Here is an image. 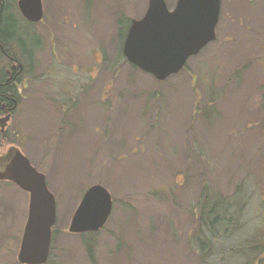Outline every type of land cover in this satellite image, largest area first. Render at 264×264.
Returning a JSON list of instances; mask_svg holds the SVG:
<instances>
[{"label": "rangeland", "instance_id": "1", "mask_svg": "<svg viewBox=\"0 0 264 264\" xmlns=\"http://www.w3.org/2000/svg\"><path fill=\"white\" fill-rule=\"evenodd\" d=\"M43 5L30 23L4 5L15 25L9 52L26 80L0 157L18 148L55 195L46 264H246L253 246L264 264V0H221L217 40L164 81L122 52L148 0ZM23 46H38L33 63ZM94 184L110 191L111 216L97 232L70 233ZM206 186L226 199L239 186L246 198L239 229L216 233L212 249L198 243L193 209ZM28 204V192L0 180V264H22Z\"/></svg>", "mask_w": 264, "mask_h": 264}, {"label": "water", "instance_id": "2", "mask_svg": "<svg viewBox=\"0 0 264 264\" xmlns=\"http://www.w3.org/2000/svg\"><path fill=\"white\" fill-rule=\"evenodd\" d=\"M221 0H178L170 10L166 0H148L141 19H134L123 44L124 57L140 70L164 81L179 73L188 59L216 39ZM22 15L32 21L43 17L41 0H20ZM10 116L0 119L3 130ZM0 180L14 182L29 193L28 215L17 259L22 264H46L50 257L57 202L46 176L20 150H13ZM113 199L103 185L90 186L69 226L74 234L97 232L111 216Z\"/></svg>", "mask_w": 264, "mask_h": 264}, {"label": "trees", "instance_id": "3", "mask_svg": "<svg viewBox=\"0 0 264 264\" xmlns=\"http://www.w3.org/2000/svg\"><path fill=\"white\" fill-rule=\"evenodd\" d=\"M14 28L15 25L13 19L10 16H7L5 12H1L0 43L5 44L6 47L8 45V41H11L15 36ZM234 194L235 196H233ZM234 194L232 195L233 197L226 199L222 197L220 192L213 190L209 186H206L200 194L198 202L194 204L193 209H199L201 212L200 233L199 235H196V238L198 239V243L202 249H205L206 244L211 249L216 246L213 245L212 242L215 241V237L218 236L216 233L218 234L219 231L225 232L228 230L229 233V231L232 229H239L238 212L243 210V207L246 203L245 189L242 191V189L238 186ZM233 205L234 209H232L231 212L227 211L226 213V211H224V209L226 210L232 208ZM203 224L205 225L204 229ZM209 235H212V237H209ZM255 250V246L248 250L250 253L247 260H245L246 264H257L259 253H255ZM242 251L244 252V249ZM251 253H253V255Z\"/></svg>", "mask_w": 264, "mask_h": 264}, {"label": "flooded vegetation", "instance_id": "4", "mask_svg": "<svg viewBox=\"0 0 264 264\" xmlns=\"http://www.w3.org/2000/svg\"><path fill=\"white\" fill-rule=\"evenodd\" d=\"M19 1L20 0H0V3H1L0 12H2V13L5 12V9L7 10V7H9V6H5V8H4L5 4L6 5L9 4V5H13V6L15 5L18 12L20 13V16L24 17L21 14L20 9H19ZM177 1L175 2V5L173 8H175ZM3 2H5V3L3 4ZM41 3H42L43 17H44L43 0H41ZM168 8L170 10L173 9V8H170L169 6H168ZM10 17L13 19V15H10ZM43 17H42V19H43ZM133 20L134 19L131 20V24H132ZM25 21L29 22L28 20H25ZM131 24H130V26H131ZM218 25H219V23H218ZM218 25H217V27H218ZM130 26H129V28H130ZM129 28H128V30H129ZM216 31H217V29H216ZM127 33H128V31H127ZM127 33H126V35H127ZM125 38H126V36H125ZM124 41H125V39H124ZM18 46H20V45L18 44ZM10 47H11V44L9 41H8L7 47L5 46V44L0 43V65L3 62L2 61L3 59H5L6 61L9 60L10 63L13 62L10 65V67H8L6 64L7 67L5 65H2L0 68V119H2L3 117H6V116H10L7 123L10 120H12L15 110L19 106V96H21L19 85H21L22 82L24 80H26V77L24 76V67L19 62L18 59H16L15 57H13L10 54V52H11ZM20 47L22 49V46H20ZM23 48H24L23 55L25 56V59H29L33 63L36 59L35 49L36 48L39 49L38 46L30 47L31 50H29L26 46L25 47L23 46ZM9 61L7 63H9ZM2 64H4V62ZM23 87H25V83H24ZM7 123H6V125H7ZM0 133H1L2 137H5V130H2L1 126H0ZM13 150H18V148H15L12 146L7 151L6 155H3L2 157H0V169H2V170L4 169V167L7 164V160L9 158V156L11 154H13L12 153ZM2 181L9 182V180H2Z\"/></svg>", "mask_w": 264, "mask_h": 264}]
</instances>
